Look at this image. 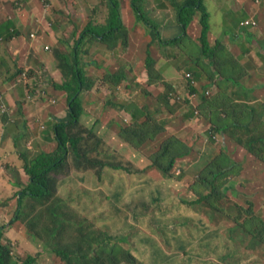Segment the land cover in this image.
<instances>
[{
	"label": "rangeland",
	"instance_id": "obj_1",
	"mask_svg": "<svg viewBox=\"0 0 264 264\" xmlns=\"http://www.w3.org/2000/svg\"><path fill=\"white\" fill-rule=\"evenodd\" d=\"M43 1L46 2V0ZM51 1L53 8L70 12L72 22L77 23L74 18L78 15L76 13L78 9L76 6L72 5L73 1L67 0L71 4L65 2L62 7H59V3L55 0ZM85 1L88 3H85L83 8L79 9L83 12L80 16H83L82 21L85 23L83 24L84 27H86L88 22H93L95 24L103 22L109 10L107 0ZM121 1L123 2L124 8V13L120 11L121 18L122 20L125 18L124 23L128 25L127 28L130 29L125 53L120 55L119 50L112 54L103 52L101 51L103 46L99 41L84 42L82 44L83 47L81 46V52H79V67H83V65L86 66L84 70L86 74H88L87 76L95 81L90 90L85 89L81 93L83 113L80 116V120L85 126L92 128L95 132L102 135L117 149V153H115L117 160L121 158L126 159V157L132 159L136 164L134 165V170L138 172L136 174H140L141 168H148L147 171L150 175L145 179H140L138 177L128 179L127 177L131 174L123 171V175L127 176L126 181L128 183L124 189V194L130 188L139 191L137 196L129 195V197L120 199V203L126 202L125 204H131L129 207L130 209L126 210L123 208L116 209L110 206L108 200L109 184L106 187L104 181H100L93 170L79 172L78 170L71 169V176L69 179L66 180L65 175H60L57 176L56 182L51 184V187H54V184L57 183L56 192L58 197L62 199V203L67 202L69 205L71 204V207L65 210L63 218L74 221H84L85 223L92 221L96 226L104 229L106 234L115 237L113 239H117L124 248L133 250L137 238L146 239L147 242L142 247V251L146 249L144 253L137 249L140 257L144 259L140 261L144 264H220L222 263L221 256L229 252H233V255H236L239 259V264H264V247L260 246L258 243L255 244L251 239V235L244 231L237 230L239 233L236 234L235 238L229 231L232 225L235 226L237 220H244V218L241 219L242 212L243 210H250L251 204H253V210L257 212L258 216L264 218V151L259 150V148L255 151L246 149L245 143L243 142L248 143L252 134L249 136L246 132L239 134L235 132H217L218 124L213 121L212 117H205L203 109L198 105L194 107L192 105L189 106V103L185 98L181 97V93L176 89L173 82L168 85L164 84V81L152 84L148 82L146 60L148 52L151 53L155 65L158 57L156 52L160 47V37L157 34H159L158 32L163 24L177 23V19H175V14L177 12L175 1L181 2L183 0H153L155 5L152 4L151 0H143L142 3H140L141 8L145 16L152 19V24L143 22L137 17V13L132 7V0ZM215 1L219 4L217 0ZM74 4L77 5L75 2ZM164 4L168 10H171L173 13L170 12L168 15L163 16L161 10H165L162 8ZM153 6L158 7V9ZM200 15L201 13L199 12V14L195 16V21L188 30L195 44L199 45H201V43L198 40L199 38L201 40V35L203 34ZM212 15L213 14H211V17ZM242 15L243 14H238L235 16L236 23L240 22V19L243 17ZM194 23L195 25H193ZM211 24H215V16ZM250 24L255 26L254 20L251 18L240 24L241 29L244 25L249 26ZM196 27L198 29L200 28L198 32V29H195ZM210 31L212 32V30ZM210 31V44L212 43L216 46L217 40L221 35V29L215 28L214 32L216 33L212 34ZM211 35L212 41L210 39ZM73 37V35L68 37L72 41L71 44H69L70 47L67 46L69 50H71V46L75 41V39H72ZM189 42H182L181 45H179L181 48L173 47L171 52L174 58L179 59L181 62L180 70L184 73V80H187L185 84L188 83L189 79L186 76L191 74L196 84H200L199 81L205 80V82L208 83L216 82L219 86L223 78L220 77L222 73L219 71L218 65L225 57L223 55L216 56L215 64H212L214 62L210 63L206 60L210 63L211 66H209L203 59L204 53L198 50L197 45L193 44L192 51H190V49L186 51L182 48L185 45L187 46ZM124 47L125 44L120 43V47L117 49L124 50ZM129 51L130 53L128 54ZM160 54H162V52H160ZM115 55H119L117 59L122 62H125L127 59H131L133 62V66L131 67L132 76H130V71H126L128 76H130L129 84L131 87L130 91L127 90L128 94L123 93L124 83H122L120 87H115L114 90L108 87L113 86V82L108 80L105 82L103 79L108 67L113 71L119 68L114 70V66L119 65L117 62L116 64L112 63L115 59ZM126 66L128 67V64ZM196 72H199V74H196ZM56 84L59 87L66 85L73 87L76 85L75 81H72L71 76L58 80ZM41 86L51 91L50 88L53 87V82L51 79H45L43 77ZM186 88L189 89V85ZM184 89L185 88H183V90ZM208 90H210L211 94L215 92V89L212 87L207 89V91ZM98 91L102 94L107 92L109 97L113 96L112 98H114L115 92L117 91V96H120L121 100L126 102V104L134 100L133 102L142 106V108L143 106L149 107L148 112L156 116V118L164 124V131L156 133L155 128L150 126L151 132L156 136L155 139L152 141L148 139L144 143L142 149H140L141 147H136L135 144L140 143V139H136L135 143H130V141L118 134L120 125L129 124L131 120L133 121L132 117H122L117 111L106 109L112 108V106L109 105L108 107L107 105L106 108L104 107V102L100 99L102 95L100 96L98 94L100 97L97 96ZM139 93L142 94L139 95ZM49 96H55L57 103L53 104L52 99L46 100V105L40 107L42 115L35 112L34 117H32V122H40L38 133L33 134L31 126H28L27 130L22 132V136H17L15 147L12 148V156L1 158L3 159V165L5 163L8 167H4L6 177L3 178L2 175L0 177V190H2L4 196L6 195L14 204L9 208H5V202H3L5 197L0 196V214H5L6 212L8 220L10 221L16 216L18 206L17 192L20 190L18 188L26 185L29 181V176L24 170L23 163L25 160L20 154V151L26 152L28 156L33 159L42 151L51 152L58 147L56 139L53 138V126L51 124L57 119V117L56 119L54 117V109L60 106L58 103H60L63 98L59 96V94H49ZM190 96L191 93L188 94V97ZM168 97L170 98L167 99ZM166 100H168V102ZM172 100H174L173 104ZM199 101L200 98L198 96L195 97L193 94L191 98L192 104L193 102L196 103ZM182 103L185 105L186 112L175 115ZM47 104L51 106H47ZM118 104L121 103L118 102ZM65 105L68 109V99L65 100ZM67 112L69 113V110ZM96 113H98L99 116H97ZM223 113L225 114V112ZM67 116L65 118H67ZM108 116H112L113 118L118 116L122 120L117 121L108 118ZM48 117H50L49 120ZM196 118L205 121L208 124V128L206 129L205 136H200L198 138L200 141L195 144V148L204 151V149L209 150V146H211L216 151L226 146L227 149L233 151L234 158L237 161L234 173L229 176L231 180H228L225 186L229 185V190L227 192L228 196L232 202L236 203L237 201V203L240 204L241 210L239 211L237 208H234V204L232 203H226L225 208L229 215L225 213V215L228 216H224V220H222L221 214L218 212H215L213 217L210 216L209 211L211 209L209 206L198 205L192 207L186 203L187 198L195 197V199H197L199 197L194 189V183L198 175L195 178H189L190 174L193 176L197 174L207 164L208 159L214 158L215 151L213 156L209 151H206L208 158L205 155L198 157V154L194 152L191 157L177 162L173 175H164L158 167L150 168V165H152L155 160L151 155L154 151L158 150L162 142L170 136L179 133L185 141L190 140L193 143V140L188 138V131L195 125L194 122ZM185 119H188V121L184 123ZM42 121H44V123H49L44 124ZM42 124H44V126ZM107 126H109V129H107ZM48 137L50 138L48 139ZM262 137H264V133L261 135V138ZM262 143L263 144H259L256 147H264V141ZM107 150L110 154L112 153L110 149ZM138 153L140 157H137ZM70 160L72 164V155H70ZM126 164L132 163L126 162ZM1 169L2 166H0V170ZM186 170L189 173L187 175ZM2 171H0V173ZM233 176H235V178H232ZM14 182H17V184L14 185ZM117 182H119V179L115 178L113 185L115 188L117 187ZM52 199L53 195L51 196V200ZM143 202H146V204L148 203V206L151 208V210L148 209L149 213L153 208H157L159 213H150L143 221L140 218V209H132V205L134 206L136 203L143 204ZM72 207L74 209H72ZM41 208L42 207L39 206L36 207L37 210ZM190 216L193 218L192 221L186 219L191 218ZM85 217L90 221H87ZM29 219L31 218L29 217ZM50 219V216H46L45 220L41 222L34 221L35 223L28 224V227L22 220L14 221L9 227L5 225V233L7 234L8 229L11 230L14 227H18V231L13 232L17 233L20 237H24V242H27L26 245H28L30 249H32V246L28 243L32 242L36 252H41L43 255L49 254L51 259L60 261V264H63L60 258L57 257V254H54L52 250H48L45 247L41 239L42 235L45 236L43 230L45 222L51 223ZM8 220L5 216L3 223H7ZM7 227L8 229H6ZM33 231L34 234L32 233ZM192 237L193 244H188L187 239ZM15 240H18L19 245H12L11 250L14 251V256H16V258L24 260V263L29 256L36 258L35 255H37V253L30 252L28 249L21 247L19 238L14 239V241ZM182 240L184 241L183 243ZM182 244H187L188 252L181 249ZM18 249H21V251H18ZM192 254L193 257H191ZM29 261L31 262L27 263L32 264L34 259H30ZM41 264L51 263L49 259H44ZM53 264H55L54 261Z\"/></svg>",
	"mask_w": 264,
	"mask_h": 264
},
{
	"label": "trees",
	"instance_id": "obj_2",
	"mask_svg": "<svg viewBox=\"0 0 264 264\" xmlns=\"http://www.w3.org/2000/svg\"><path fill=\"white\" fill-rule=\"evenodd\" d=\"M143 0H132L133 10L137 13V17L143 22H153L151 18L146 17L140 3ZM174 1V0H173ZM206 0H183L175 1L176 17L182 27V32L169 40H162L160 34H157L160 38V44L175 45L181 48L182 42H189L184 47L186 51L193 50V40L190 38L189 28L195 21V16L201 13L200 23L202 26L203 34L201 35L200 52H203L205 56L212 55L213 58L222 55L215 47L220 45L219 40L215 47H212L209 40L210 31V17L211 13L206 7ZM109 7L107 16L103 22L93 23L88 22L86 27L79 33V37L76 36V28L73 36L76 38L75 45L71 49V53H66L57 49L59 53H56L58 60V68L62 71L63 77H72V81H75V86H62L68 91V102H69V113L67 118L55 121L53 123V134L58 143L56 150L51 152L42 151L40 154L31 159L26 152L20 151V154L24 158V170L29 176V181L26 185L22 186L17 192L18 206L16 210V217L13 218L11 225L14 221L22 220L28 227V224L35 223L34 221H43L46 216H50L51 223L45 222L44 232L45 236L42 235V240L45 247L48 250H52L54 254H57L58 258L63 264H144L140 261L130 249L124 248L119 241L114 240L112 236L106 234L104 229L96 226L95 223L74 221L71 219L63 218L65 210L70 208L67 202L62 203V199L58 197L56 192V184L51 187L52 183H55L57 176L65 175L66 179L71 176V169L80 171L93 170L94 174L104 181V183H112L118 175L123 180V171L129 174H136L134 170L135 161L126 157L116 159L117 149L110 144L102 135L95 132L92 128L85 126L81 120L83 106L81 93L83 90H90L94 83V79L87 76L84 68L79 67V50L83 47L84 42L89 41H101L106 45L107 49L111 50L113 45L121 41L125 44L126 49L128 45L129 30L126 27L124 20L121 18V3L120 0H107ZM152 24V23H151ZM73 37V38H74ZM70 40V39H69ZM161 44V45H163ZM216 55V56H214ZM78 56V58H77ZM201 59V58H200ZM147 72L149 84L158 83L164 81V84H170L164 77L163 72L156 68L154 65V59L151 53L148 52L147 56ZM179 60V59H178ZM227 60V58H225ZM180 61V60H179ZM205 63V62H204ZM124 65V64H123ZM209 66H211L209 64ZM234 66H237L235 64ZM219 71H221V77L223 90H227L226 82L229 81V89L233 90V86L237 79L235 75L230 74L224 68V65L219 63ZM179 70L181 67H178ZM27 75H32L33 71H27ZM125 66L119 67L113 71L107 68L106 75L103 77L105 82L111 81L112 85L117 87L121 85L125 80L128 81V74ZM188 79V85L191 96L186 98L189 104H192L191 98L193 94L195 97L200 96L202 99L201 108L204 110L208 108V104L214 103L216 100V94L212 95L207 91L208 82H202L196 84L194 77L186 76ZM40 80H43L41 77ZM98 81V80H97ZM102 82V80H101ZM31 91L35 90V86L28 85ZM59 87V86H58ZM61 87V88H62ZM37 89V88H36ZM195 91V92H194ZM209 93V94H208ZM142 93H139L141 95ZM225 93L220 96L221 98L233 97L232 94L227 96ZM170 97H168L169 99ZM116 101V102H115ZM109 98L108 103L115 104L117 112L122 117H132L133 121L129 124L120 125L121 137H124L130 143H135L136 139H140V143L135 144L136 147L142 149L144 143L150 139H155V135L150 130V126L155 128L156 133L164 131V124L156 118L153 114L148 112L149 107L139 106L134 100L129 101L126 104L123 100H115ZM168 102V100H166ZM121 103V104H118ZM236 110H240L239 103L234 105ZM244 111L243 109H241ZM125 112V113H124ZM7 119V115L4 116ZM115 120L118 121L116 118ZM122 120V119H121ZM218 124L217 132H230V129L242 128L250 124L248 120L238 119L233 122L230 120L214 121ZM256 133V132H252ZM202 136L200 132H197L190 139L184 140L180 134L172 135L168 139H165L158 150L154 151L151 155L155 160L150 168L158 167L164 175H173L174 168L177 162L184 160L187 157H191L194 152L201 155H206L207 152L213 156L215 151L214 148L209 146L207 152H202L195 148L200 140L198 138ZM264 141V137L258 138L257 135L251 136L248 143H245L246 149L250 151L263 150V146H258ZM16 143V142H15ZM107 149L111 150V154ZM70 155L73 156L71 164ZM214 158L208 159L207 164L196 174L191 175L189 178H195L194 189L196 194L199 196L197 199L187 198V204L190 206L206 205L210 207L209 215L214 216L215 212L221 214L222 220L224 216H228L226 211V203L234 204V208L241 210L240 204L232 202L228 196V186H225L226 182L231 180L229 176L234 173L236 168V159L234 158L233 151L227 149L224 146L221 149H217L213 156ZM208 158V156H207ZM131 162L133 164H126ZM69 166V167H68ZM140 174L147 173L148 168H141ZM70 173V175H69ZM189 174L186 170V175ZM68 175V176H67ZM229 178V179H228ZM232 178H235L233 176ZM65 181V180H63ZM119 189L123 187L118 186ZM21 194V197H19ZM53 199L51 200V196ZM123 195H114L116 201ZM6 202V201H3ZM49 202V203H48ZM47 203V204H46ZM112 204H117L111 202ZM42 207L37 210L36 207ZM250 210H243L241 219L237 220L235 226L229 229L232 236L235 238L236 234L241 230L251 235V239L260 246L264 247V218L259 217L257 212L253 210V204L250 205ZM113 208H118V205ZM72 209H74L72 207ZM76 210V209H75ZM34 213V214H32ZM227 213L228 215H225ZM31 215V216H29ZM29 217L31 219H29ZM85 219L88 220L86 217ZM10 225V226H11ZM5 227H0V264H22L20 258H16L13 255L9 242H5ZM31 228V227H30ZM34 234V231L32 232ZM37 238V237H36ZM184 241L182 240V243ZM188 243L193 244V237L187 239ZM181 249L188 252L187 244H182ZM192 250V249H191ZM193 256V254H192ZM222 263L220 264H239V259L233 252H229L221 256ZM30 259H35L33 256H29L25 260V263L31 262ZM33 261V263H34ZM24 262V261H23ZM59 263V262H58ZM28 264V263H27Z\"/></svg>",
	"mask_w": 264,
	"mask_h": 264
},
{
	"label": "crops",
	"instance_id": "obj_3",
	"mask_svg": "<svg viewBox=\"0 0 264 264\" xmlns=\"http://www.w3.org/2000/svg\"><path fill=\"white\" fill-rule=\"evenodd\" d=\"M55 1L59 3V7H62L65 2H68L67 0ZM71 1H73L72 5L76 6L78 9L76 11L78 15L74 18L77 23L72 22L70 18V12H65L63 9L59 10L58 8H53L51 0H46V2H44L43 0H0V94L4 96V102L8 108L6 112H0V166H2V169L0 171L3 170L0 173V177L1 175L3 176V178L6 177L4 167H8V165L5 163L3 165V159L1 158L12 156V148L15 147V142H17L18 138L17 136L21 135L22 132L27 130L28 126H31L33 134L38 133L39 124L38 122H32V117H34L35 112L40 113L42 115V112H40V107L45 106L47 103V101L42 102L38 100L45 101L46 97L48 96L51 99L55 100L53 101V104H56V97L49 96V94H59V96H61L63 99L62 101H60V103H58L60 104V106L54 109V117L55 119L57 117L56 121H58L64 119L67 116L68 109L66 108L65 100L68 99V91L66 89H63V87L62 89L61 87L59 88L56 84L58 80L64 78L62 71L58 68V60L56 57V53H59L57 50L58 48L66 53H71V50H69L67 46L70 47L69 44H71L72 41L69 40L68 37L74 34V28H76L78 37L79 33L85 28L83 25L85 23L82 21L83 16H80V14H83V12L79 9H82L84 4L88 3L85 0ZM151 1L152 4L155 5L154 1ZM217 1L219 4H217L215 0L205 1L209 12L213 14L212 17H210V23L211 21H213L215 16V24H211L210 30H212V32L210 31V33H216L214 32L215 28L221 29L220 38L217 40V43L219 40L221 41L220 45L215 47L211 43V46L215 47V49H217L219 52H222V55L227 58V60L222 59L221 64L224 65V68L228 73L235 75L237 81L233 86V90H231V88L229 89V81L226 82L227 90H223L222 88V82H224V80L219 86L216 82H209L206 89H210V87L215 89V92H213L212 95L216 94V100H214V103L208 104V108L206 107L203 110V113L205 117L211 116L213 121L224 122L225 120H230L231 122H233L238 119H246L250 122L249 125L244 126L242 128L233 127L230 129V132H235L238 134L246 132L249 136L250 134H252V132H256L253 133L252 136L257 135L260 139L261 135L264 133V0ZM74 2L77 5H75ZM68 3L71 4L70 2ZM120 3L121 11L123 12V2L120 0ZM153 7L158 9V7L156 6ZM162 8L165 9L161 10L163 12V16L168 15V13L170 12L173 13L171 10H168L165 4L164 6H162ZM238 14H243V17L240 19V22H237V24L235 22V16ZM249 18L256 20L257 24L255 26L244 25L241 29L240 24L243 21L248 20ZM175 19H177L176 24L165 23L161 26L159 34L162 37V40L174 38L176 35L182 32L181 25L178 22V17H176V14ZM193 25H195V23ZM126 27H128V25H126ZM195 29L197 30L198 28L196 27ZM128 30L130 33L129 28ZM199 30L200 28L197 30V32ZM32 34L34 36H32ZM190 38L192 39L191 34ZM72 39H75L76 41L75 37ZM210 39L212 41V35ZM75 41L71 46V49L75 45ZM198 41H200V38ZM99 43L103 46V48L101 49V51L103 52H109L112 54L115 51L119 50L120 55L125 53L126 46L123 48L124 50L117 49L118 47H120V43H122L121 41L117 42L116 45H113L111 50L107 49L106 45L103 44L101 41H99ZM161 44L156 52L158 54V57L155 66L157 69L163 72L165 79L168 80L169 83L173 82V84L176 86V89H178L181 93V97L186 99L188 98L190 89L186 88L188 87V84H185L187 80H184V73H182L181 70H179L178 68L181 66V62L177 58H174V56L171 54L173 47L178 48V46H175L173 44ZM193 44L197 45L198 50L200 51V45L195 44L194 41ZM78 52H81V49ZM160 52H162V54H160ZM129 53L130 51L128 52V54ZM118 56L115 55V59L113 60L115 62L112 61V63L116 64L117 62L119 64L118 66H114V70L118 67L125 66V69L130 71V76H132V60L127 59L125 62H122L121 60L117 59ZM216 58L217 57H211V55H204L203 59L205 61H209L210 63L214 62L212 64H215ZM78 59L80 60V56ZM209 62H207V64H210ZM127 64L128 67L126 66ZM235 64H237V66H234ZM83 68H86V66L83 65ZM24 70L33 71V74L28 75L30 77L28 82L23 80V82L20 83L16 81V78ZM196 74H199V72H196ZM41 77L52 80L53 87L50 88L51 91L46 87H40L42 85V80H40ZM129 78L128 81L125 80L123 82L124 94H128L127 90H131ZM199 82L202 83L205 82V80H201ZM28 85H34L35 89L40 87L41 91L34 95L36 91H30L28 89ZM108 87L115 90L114 86ZM118 87H120V85ZM183 88L185 89L183 90ZM232 91V98L228 97L220 99L221 95L228 93L227 96H229V93L232 94ZM29 92L33 94V97H28V94L30 95ZM98 94L100 96L102 95L100 99L104 102L105 108L107 105L108 107L109 105L112 106V108L106 109L117 111L116 107L114 106L115 104L108 103L109 98H112L113 96L109 97L107 92L102 94L98 91L97 96ZM117 95L118 92L116 91L114 98H112L113 101L121 100V97ZM198 97L200 98L199 102H193V104L188 105H192L193 107L195 105L200 106L202 103V99L200 96ZM32 98L34 99L33 101ZM173 103L174 100H172V104ZM237 103H239L240 110L234 109V105ZM47 106L51 105L47 104ZM241 109H243L244 111H242ZM184 112H186V108L185 105L182 103L178 112L175 115H179L180 113ZM223 112H225V114ZM96 114L97 116H99L98 113ZM6 115L7 119L4 118V116ZM49 118L50 117H48V120ZM108 118H117L118 120H121V118L118 116L115 118H113L112 116H108ZM186 121H188V119H185L184 123ZM48 123L49 122H45V124ZM194 123L195 125L192 127L191 130L188 131V138L193 137L197 132H200L202 136H205L208 124L203 120H198L197 118ZM51 125L53 126V124ZM107 129H109V126H107ZM52 133H54L53 130ZM49 138L50 137H48V139ZM53 138L55 139V135ZM259 141L261 142V140ZM206 151L207 150L204 149V151L202 152ZM199 156H201V154H198V157ZM137 157H140L139 153ZM119 174L120 173L115 175L116 178L119 179L116 188L113 186L114 182L110 184L105 183L106 187L109 184L108 200L111 207H116L118 205L117 209L123 208L128 210L130 209L129 207L131 204H125L126 202L120 203V199L124 197H129V195L137 196L139 191L130 188L124 194L126 184L128 185L126 181L127 176L124 175L122 180L118 177ZM148 175H150L149 172H145L142 174H131L127 178L133 179L138 177L140 179H145ZM15 184H17V182H14V185ZM118 186H121L123 188L119 189ZM20 188L21 187H19L18 189ZM122 193L123 195L119 198V201H116L114 195H120ZM0 196L5 197V208L13 206L14 202L10 201L6 195L4 196V192L2 190H0ZM112 201L117 204H112ZM137 208L140 209V218L143 221L148 214L154 212L159 213L157 208H153L152 211L149 213L148 209L151 210V208L148 206V203L146 204V202H143V204L136 203L134 204V206L132 205V209ZM5 216L7 218L6 212L5 214H0V226L4 225L3 220ZM8 227L6 229H8ZM9 230L10 229H8L7 234L5 235L4 241L9 242L11 245L18 246V240L14 241V239L19 238L21 247L28 249L30 252L37 253V255H35L36 259L32 264H41L44 259H49L51 264H53V261L55 264H60V261H55L51 259L49 257V254L43 255V253L41 252H39L40 254L36 252L32 242L28 243L32 246V249H30V247L26 245L27 242H24V237H20L17 235V233L13 232L18 231V227H14L10 231ZM146 242L147 240L144 238H137V241L135 242L136 245L133 247V250L130 249L139 260L144 259L140 257V254L137 249L142 251V247L145 245ZM19 250L21 251V249H18V251ZM144 251H142V253H144ZM22 264L27 263L22 262Z\"/></svg>",
	"mask_w": 264,
	"mask_h": 264
},
{
	"label": "clouds",
	"instance_id": "obj_4",
	"mask_svg": "<svg viewBox=\"0 0 264 264\" xmlns=\"http://www.w3.org/2000/svg\"><path fill=\"white\" fill-rule=\"evenodd\" d=\"M254 21H256V20H254ZM244 22V21H243ZM211 24V23H210ZM255 25L257 24V21H256V23H254ZM251 25V24H250ZM159 33V32H158ZM179 35V34H178ZM178 35H176V36H178ZM32 36H34L33 34H32ZM175 36V37H176ZM161 39H162V37H161ZM172 39V38H171ZM169 40V39H168ZM188 76H191V74L189 75L188 74ZM29 79H30V77L27 75V72L26 71H23V72H21L20 73V75L19 76H17V78H16V81H18V82H23V80H25L26 82H28L29 81ZM14 81V80H13ZM40 87H42V86H40ZM40 87L39 88H37V89H35L34 91H36L35 92V94L34 95H36L38 92H40L41 90H40ZM60 88V87H59ZM29 89V88H28ZM62 89V88H61ZM64 89V88H63ZM30 90V89H29ZM31 91V90H30ZM33 92V91H32ZM207 92H210V90H208ZM30 93V92H29ZM33 97V94H31L30 93V95L28 94V97ZM49 99H51L50 97H46V100H49ZM34 99L32 98V101H33ZM46 100L44 101V100H38V101H42V102H46ZM53 100V99H52ZM53 101H55V100H53ZM53 101H52V103H53ZM8 110V108H7V106H6V104H5V102H4V96L2 95V94H0V112L1 113H3V112H6ZM43 123H44V121H42ZM38 124H40V122H38ZM45 124V123H44ZM44 124H42L43 126H44ZM19 197H21V194H19ZM18 198V197H17ZM4 210V209H3ZM1 211V210H0ZM16 217V216H15ZM191 218H186L187 220H189V221H192L193 220V218H192V216H190ZM7 220H8V216H7ZM12 221H13V219L10 221V220H8V222L7 223H4V225L3 226H10L11 225V223H12ZM1 227V226H0ZM5 235H6V233H5ZM189 244V243H188ZM191 244V243H190ZM10 246H12L11 244H10ZM12 252H13V255H14V251L12 250ZM191 257H193V256H191ZM24 261V260H23ZM22 261V262H23Z\"/></svg>",
	"mask_w": 264,
	"mask_h": 264
},
{
	"label": "built area",
	"instance_id": "obj_5",
	"mask_svg": "<svg viewBox=\"0 0 264 264\" xmlns=\"http://www.w3.org/2000/svg\"><path fill=\"white\" fill-rule=\"evenodd\" d=\"M254 23H256V21H254ZM190 75V74H189Z\"/></svg>",
	"mask_w": 264,
	"mask_h": 264
}]
</instances>
